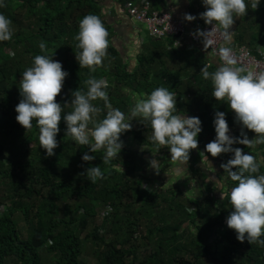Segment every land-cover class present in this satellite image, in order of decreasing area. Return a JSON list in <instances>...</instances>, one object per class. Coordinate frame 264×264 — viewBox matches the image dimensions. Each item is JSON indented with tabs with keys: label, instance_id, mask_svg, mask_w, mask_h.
Masks as SVG:
<instances>
[{
	"label": "trees",
	"instance_id": "16d2710c",
	"mask_svg": "<svg viewBox=\"0 0 264 264\" xmlns=\"http://www.w3.org/2000/svg\"><path fill=\"white\" fill-rule=\"evenodd\" d=\"M192 1L196 3L190 14L202 19L199 14L205 9L201 0ZM250 2V12L243 20L245 27L235 38L237 44H246L256 52L260 44L249 31V16L251 11L257 12ZM100 4L101 0H4L0 7V12L11 19L13 31L10 40L0 41V264H87L81 259L87 245L99 264H264V246L237 240L235 231L225 224L232 208L224 194L235 182L224 180L222 199L216 194L219 190L215 183L200 167V150L205 151V145L215 138V112L226 113L230 129L239 124L227 102L212 96L211 80H205L200 72L205 64L210 65V72L216 65L198 46L175 49L171 48V38L147 35L130 70L113 43V31L103 19ZM87 14L102 19L110 41L108 55L94 72L81 68L76 60L80 49L75 36ZM41 41L46 42V53L39 48ZM37 54H53L52 58L62 62L68 72L56 97L65 112L72 110V92L86 90L90 77L109 82L112 106L125 113L133 104V94L141 96L159 86L174 91L178 111L202 121L198 148L191 150L187 163L198 174L199 192L190 189L183 195L175 188L178 184L144 188L151 182L145 170L149 163L140 151L124 142L125 136L132 137L139 146L155 150L151 127L139 118L130 121L132 128L121 135L124 146L120 157L105 164L103 151L93 154L88 145H78L65 135L62 114L58 146L55 154L48 156L40 147L35 121L32 129H25L17 122L15 111L22 99L19 86L23 72ZM93 103L103 108V101ZM106 112L104 109L97 119ZM244 131L250 139L255 135L251 130ZM240 134L241 130L232 135ZM233 147L264 156V144ZM161 150L169 151L166 147ZM85 152L95 159L83 161ZM205 155L221 160L220 155L212 157L206 151ZM231 157L232 153H225L221 162ZM95 165L104 171V178L92 183L84 173ZM260 173H264V166ZM99 209L102 218L96 224ZM90 222L91 229L84 233Z\"/></svg>",
	"mask_w": 264,
	"mask_h": 264
},
{
	"label": "clouds",
	"instance_id": "9594fccd",
	"mask_svg": "<svg viewBox=\"0 0 264 264\" xmlns=\"http://www.w3.org/2000/svg\"><path fill=\"white\" fill-rule=\"evenodd\" d=\"M201 2L205 11L199 16L205 24L212 25V28L208 31L197 29L194 35L201 37L203 43L211 45L213 41L208 37L215 29L223 44L217 49L216 69L210 72V65L205 64L200 72L205 80H211L212 96L217 101L227 102L228 107L234 111L236 121L241 125V134L231 135L226 113L216 111L213 120L215 138L205 145V151L212 157L221 153H232V157L221 164L226 173L225 179L230 178L235 182L231 190L224 194L232 208L226 217V224L235 231L237 240H247L250 244L264 246V173H260L264 166V156H257L249 151L245 153L242 148L233 147L234 144H242L254 148L264 144V72L246 71L239 66L231 47L235 31L230 29L234 17H243L248 11L249 2ZM172 3H178V0H172ZM259 3L260 0H251V8L255 9ZM3 6L4 0H0V7ZM184 18L193 21L197 17L185 13ZM11 24V19L0 12V41L12 38ZM108 36L109 33L98 15L87 14L80 20L75 39L78 42L76 46L80 49L76 60L81 68L86 67L94 72L96 67L102 65L108 55ZM39 48L42 53H46V42L41 41ZM52 55L37 54L33 57L32 65L26 68L20 80L22 99L15 106L16 120L21 126L32 129L35 121L39 129L40 147L45 149L48 156L54 155V149L58 146L57 133L60 131L62 114L66 124L65 135L78 145H88L93 154L103 151L105 164L120 157L124 146L121 135L132 128L130 121L139 118L141 123H147L151 127L150 140L157 148L156 152L151 150L152 153L166 147L170 152V160L184 172L180 177L188 175L187 163L191 150L198 148L202 121L198 116H188L178 111L177 94L174 91L167 86H159L141 96L133 94V104L129 112L125 113L112 106L107 92L109 82L104 78L90 77L86 81V90L77 88L72 92V110L65 112L64 105L56 97L61 93L68 72L63 69L62 62L54 60ZM98 100L103 101V108L93 103ZM104 109H107L106 115L97 119ZM244 129L255 133L254 137L250 139ZM143 148L148 147L143 145ZM205 157L208 161L207 156ZM81 159L92 161L95 155L85 152ZM149 166L159 173L163 165L153 155ZM209 166L211 167L210 164ZM84 175L87 180L95 183L104 178V171L95 165L87 168ZM192 183V189H196L194 181ZM221 198L223 199L222 195Z\"/></svg>",
	"mask_w": 264,
	"mask_h": 264
},
{
	"label": "crops",
	"instance_id": "0c3cea01",
	"mask_svg": "<svg viewBox=\"0 0 264 264\" xmlns=\"http://www.w3.org/2000/svg\"><path fill=\"white\" fill-rule=\"evenodd\" d=\"M250 1L251 0H249V2ZM192 2H193L192 0H178V3L174 4L172 3V0H160L159 2H156L154 4V8L158 10H164V11L171 13L175 18L181 20L187 29L197 30V29H200V26L203 23L202 19L196 18L193 21H187L184 18L185 13H190V8L192 4L196 3V2H193V3ZM100 5H101V13L103 15V19L112 28L114 45L116 42H119L122 44L121 49L123 51L128 50V53L126 56L128 57L129 62L131 63V64L129 63V67H130L129 69L132 70L136 64V55L138 54V52H140L141 46L146 41L147 37L141 35L140 30L135 26L137 22H135L127 14L124 8L123 1L121 0H101ZM202 7L205 9V6L203 4H202ZM254 10L257 13L254 14L252 11L250 13L249 17H251V20H250L249 25L251 26V29L249 28V31L250 32L252 31V33H254L259 39V41L256 44H260V45L256 46L255 48L264 49V47H262L264 46V0H260V3ZM249 12L250 11L248 8L247 13L243 17H234V23L230 29L231 31H235L231 47L244 45V44H237L235 37L238 33L242 32V30L244 29L245 24L243 23V20L245 17H247V14ZM245 31L248 32L247 28ZM192 46H198V48H200L205 53V56L207 57V59H209V62H212L214 65L217 66L218 59L215 58L206 48L198 44L192 45ZM244 46H246V44ZM131 51H132V54H131ZM129 57H132V58H129ZM239 130H241V125L237 123L234 128L230 129V134L232 135L235 131H239ZM200 154L202 156L201 164L207 163V167L214 168L216 177L218 178L217 180L220 181V185L222 186L223 181L225 180V177L223 178L225 173L223 171L224 169L221 168V164H222L221 160L217 161V160L208 158V161H207L205 157L206 156L205 151L203 149L200 150ZM208 162L211 165V167L209 166ZM218 165L220 168L217 167Z\"/></svg>",
	"mask_w": 264,
	"mask_h": 264
},
{
	"label": "built area",
	"instance_id": "2783aa9c",
	"mask_svg": "<svg viewBox=\"0 0 264 264\" xmlns=\"http://www.w3.org/2000/svg\"><path fill=\"white\" fill-rule=\"evenodd\" d=\"M160 0H125L124 8L127 14L135 22L145 27L146 33L150 38L162 39L171 38V48H189L192 45H201L206 48L215 58L218 59L217 49L223 44L219 34L213 29L208 37L213 43L208 45L203 43L201 37L195 36V29H187L184 23L175 18L171 13L154 8V4ZM169 16V19H168ZM170 25V27H169ZM212 25L205 24L200 26V30H211ZM178 42V44H177ZM234 54L238 59V65L246 71L264 72V49L258 48L252 52L244 45L232 47Z\"/></svg>",
	"mask_w": 264,
	"mask_h": 264
},
{
	"label": "rangeland",
	"instance_id": "374dc122",
	"mask_svg": "<svg viewBox=\"0 0 264 264\" xmlns=\"http://www.w3.org/2000/svg\"><path fill=\"white\" fill-rule=\"evenodd\" d=\"M135 26L140 30L141 35L147 37V33L145 32V28L142 24L136 23ZM115 45H116V47L119 48L120 53L123 56L124 60H126L128 63H130L128 57L126 56L128 53V50L123 51L121 49L122 44L119 42H116ZM131 54H132V51H131ZM129 58H132V57H129ZM136 96H138V95H136ZM126 137L127 136H125L124 142H127L126 143L127 147H131L133 149L140 151V154L142 153V155H144V159L146 160V162L149 163L150 159L153 158V155H154V158L157 159L158 161H160L163 165L161 167L159 173L154 172V170L151 169L149 164H148V166H145V170H147V173H149V178H151L150 179L151 182L144 184V188L146 187L149 190H155L158 187L169 188V187H174L178 184V187H175V188L180 189L181 193L183 195H185V193H187V192L190 193L189 191L193 187L192 181L196 182L195 187H197V184H199L198 177H197L198 174L194 168L188 167V165H187L188 175L180 177V176L184 175V172L180 171L177 164L170 160V152L169 151L161 150V151H158L157 153L153 154L152 151L153 152L157 151L156 146H155V150L150 149V147L143 148V146H139L137 144V142L133 140L132 137H128V138H126ZM142 148H143V150H142ZM165 152H168V153H165ZM224 155H225V153L220 154L221 160L224 157ZM200 167H201L202 171L214 183L217 184V185L216 184L215 185H216L217 190H219V192H216V194L221 198V195L223 196V193L220 194L222 192V186L220 185V181L217 180L218 178L216 177V173L213 170L214 168L207 167V163H204V164L202 163L200 165ZM217 167L220 168L219 165ZM220 177H221V175H220ZM224 177H225V174H224L223 178ZM195 191H197V190L195 189ZM197 192H199V191H197ZM197 192H195V193H197ZM187 195H190V194H187ZM1 211L2 210L0 209V213H1ZM102 212H103L102 209L98 210V216L95 220L96 224H98L100 222V219L102 218ZM225 224H226V222H225ZM20 225H22V223H20ZM92 225H93L92 222H90L88 224V226L84 229V233L89 231L91 229ZM81 259L83 261H85V263H87V264H99L98 261L96 260L95 255L93 253H90L89 245L84 247L82 255H81Z\"/></svg>",
	"mask_w": 264,
	"mask_h": 264
}]
</instances>
